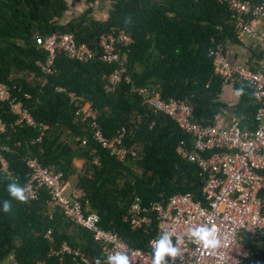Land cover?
<instances>
[{
	"label": "trees",
	"instance_id": "trees-1",
	"mask_svg": "<svg viewBox=\"0 0 264 264\" xmlns=\"http://www.w3.org/2000/svg\"><path fill=\"white\" fill-rule=\"evenodd\" d=\"M96 1L0 0V85L9 86L10 97L21 102L36 124L47 126L37 142L38 129L16 125L8 104L0 103V155L8 172L0 170V207L9 199V177L24 186L25 160L35 157L85 192L89 210L97 215L102 230L116 234L130 248L147 251L155 225L146 234L132 231L124 222L134 199L139 198L146 207L177 193H191L195 201L204 203V180L196 164L176 151L180 141L191 148L193 137L166 114L153 111L133 87L154 90L160 100H186L198 122L214 124L216 114L227 107L218 100L223 84L214 75L211 52L219 46L224 54L225 46L236 44L238 39L229 12L215 0H106L104 20L92 16L91 5ZM242 1L259 5L262 0ZM74 5L82 7L64 21ZM126 17L132 21L127 27ZM111 27L128 32L133 44L126 62L130 82L123 80L107 93L102 76L110 74L114 65L98 60L96 44L98 36ZM54 33L72 34L75 43L85 44L95 57L82 64L56 55L54 74L40 87L36 80L41 75L35 64L42 63L45 54L35 45V38ZM232 88L236 93L241 90L235 108L245 107L249 120L255 122L253 87L234 83ZM55 89L81 97L96 112L105 137H113L124 127V143H135L138 157L124 163L111 157L91 140L85 125L72 122L73 109L66 95ZM76 138L85 139L86 144L81 146ZM75 160L82 161L80 169ZM47 204L48 196L41 190L34 201H13L10 214L0 211V264H52L54 260L46 258L48 250L62 243L79 249L91 261L102 260L92 234ZM47 231L52 244L43 237ZM241 242L249 264H264V253L252 246L249 236H241Z\"/></svg>",
	"mask_w": 264,
	"mask_h": 264
},
{
	"label": "built area",
	"instance_id": "built-area-1",
	"mask_svg": "<svg viewBox=\"0 0 264 264\" xmlns=\"http://www.w3.org/2000/svg\"><path fill=\"white\" fill-rule=\"evenodd\" d=\"M215 1L226 7L237 36H246L264 45V31H256L251 26L252 20L264 22V0L259 5L242 0ZM132 44V36L115 27L98 36V60L114 65L110 74L102 76L105 92H113L123 80L130 82L126 75V62ZM35 45L45 54L44 61L35 64L41 75L36 80L40 87L46 84L47 77L54 74L56 55L82 64L95 57V53L85 44L77 45L72 34L54 33L44 38L37 36ZM211 54L214 75L221 79L223 85L246 83L253 87L252 96L257 104L256 126L248 130L234 124H202L195 119L188 101L173 98L160 100L154 90L133 87V91L142 96L153 111L166 114L184 133L193 137L191 148L187 147L185 141H180L176 151L185 160L196 164L204 180V203L195 201L191 193H177L146 207L139 198L134 199L124 222L132 231L146 234L155 225V236L149 240L147 251L130 248L116 234L102 230L98 226L97 215L89 210L85 192L63 179L60 172L42 166L35 157L25 160L27 174L24 187L31 197L30 201L37 199L39 191H45L48 208L58 209L68 222L92 234L94 242L101 249L102 260L115 251H127L131 264H152L151 245L162 232L171 231L174 233L173 244L180 249V256L175 261L168 260V264H249L241 234L264 236V73L230 64L219 46H215ZM55 92L66 95L68 105L73 109L72 122L85 125L91 140L107 150L116 161L124 163L127 158L138 157L137 145L124 143V127L117 130L113 137H105L97 123L96 112L81 97L65 93L62 89H55ZM0 103L8 104L10 113L16 117V125L37 128L39 134L36 141L39 142L47 126L36 124L21 102L10 97L9 86L4 84L0 85ZM76 140L81 146L86 144L85 139ZM93 162L98 165V159ZM0 170L8 175L6 162L1 155ZM200 225L212 228L214 238L219 240L217 247L210 249L189 241L188 229ZM43 237L52 244L50 231ZM46 258L48 261L54 260L52 264H94L79 249L65 243L57 249L50 248Z\"/></svg>",
	"mask_w": 264,
	"mask_h": 264
},
{
	"label": "crops",
	"instance_id": "crops-1",
	"mask_svg": "<svg viewBox=\"0 0 264 264\" xmlns=\"http://www.w3.org/2000/svg\"><path fill=\"white\" fill-rule=\"evenodd\" d=\"M81 5H74L73 9L78 12ZM92 16L96 20H104L107 16L108 2L106 0H98L91 5ZM251 26L256 31H264V22L260 20H252ZM236 44H227L224 48V56L230 64H238L246 66L252 70L264 73V45L258 41L248 39L246 36H237ZM238 95L233 90L232 85H223L218 96L219 102L224 104V108L216 114L215 123L217 126H227L234 124L243 129H254L252 122L248 118L247 109L235 108L238 103ZM74 165L80 169L81 160H75ZM241 236H249L252 246L264 253V236L258 234L243 233ZM242 243V242H241ZM4 264H12L7 261Z\"/></svg>",
	"mask_w": 264,
	"mask_h": 264
},
{
	"label": "clouds",
	"instance_id": "clouds-1",
	"mask_svg": "<svg viewBox=\"0 0 264 264\" xmlns=\"http://www.w3.org/2000/svg\"><path fill=\"white\" fill-rule=\"evenodd\" d=\"M131 18L124 19L125 26L131 24ZM241 90H237L239 95ZM10 183L6 186L9 199L2 201L0 211L10 214L13 211V201L26 204L31 197L26 188L18 180L9 177ZM173 235L171 231H164L159 238L151 245L152 264H168V260L175 261L180 256V249L173 244ZM215 233L208 225H200L188 229V239L193 243H199L208 248H215L219 245V240L214 238ZM94 264H131L130 254L127 251H115L109 254L104 260L99 257L95 259Z\"/></svg>",
	"mask_w": 264,
	"mask_h": 264
},
{
	"label": "rangeland",
	"instance_id": "rangeland-1",
	"mask_svg": "<svg viewBox=\"0 0 264 264\" xmlns=\"http://www.w3.org/2000/svg\"><path fill=\"white\" fill-rule=\"evenodd\" d=\"M82 6H80V9H81ZM77 12L72 8H69V11L65 14L63 20L65 21L66 19H69L72 15L76 14ZM69 182H71L70 180H68ZM68 182V184H70Z\"/></svg>",
	"mask_w": 264,
	"mask_h": 264
}]
</instances>
